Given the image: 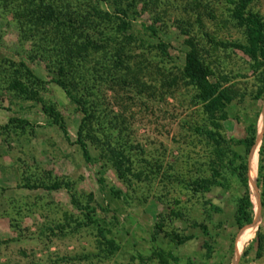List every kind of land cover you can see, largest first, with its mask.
I'll list each match as a JSON object with an SVG mask.
<instances>
[{
	"label": "rangeland",
	"instance_id": "rangeland-1",
	"mask_svg": "<svg viewBox=\"0 0 264 264\" xmlns=\"http://www.w3.org/2000/svg\"><path fill=\"white\" fill-rule=\"evenodd\" d=\"M198 1V9L191 7V0H152L146 6L139 3L134 23L150 24L157 16L156 33L150 40L167 43L168 57H161L156 50L135 49L132 55L136 57L129 60L128 70H110L108 77L98 69L99 75L90 89L97 122L101 126L108 121L115 124L113 130L107 131L111 142L120 140L131 171L141 172L138 178L129 175L122 180L109 164L97 158L98 151L92 145L89 151L97 161L84 162L73 143L81 113L49 81L50 73L44 63L25 57L31 49V39L22 40L15 22L13 10L19 0H0V71L3 58H21L45 82L35 100L20 101L5 90V83L0 80V264H264L263 255L254 256L256 231L264 247V209L259 206L255 180L253 219L247 238H241L236 249L240 233L237 236L239 230L232 221L234 179L230 178L227 191L212 187L203 194L193 193L184 185L207 175L208 156L204 138L188 127L202 124L204 119L198 105L193 104V88L180 76L183 55L188 49L185 40L191 39L200 58L210 66L211 79L230 86L236 98L243 95L245 99L254 86L247 56L209 42L208 38L243 41L240 28L228 18L227 5L222 0ZM249 7L264 24V0H251ZM180 28L187 33H181ZM123 75L125 84L119 81ZM42 104L51 105L59 114L68 140L56 125L47 124ZM241 107L236 104L228 111V118L220 121L219 132L224 137L243 135L241 118L234 120L235 112L240 116ZM249 108L251 105L246 110ZM11 117L22 118L28 125L13 128L7 124ZM263 121L261 102L254 152ZM256 163L254 153L253 179ZM47 178L69 182L81 206L88 194L92 195L88 206L94 208V217L108 229L107 236L117 245L112 254L103 251L95 225L85 224L83 213L70 203L65 189L23 187L25 183ZM111 188L119 190V195H113ZM206 202L218 206L220 211L207 212ZM169 207L181 208L185 219H168ZM163 219L164 231L172 229L189 238L175 244L159 233L152 239L154 223ZM190 219L205 224L208 233L190 227ZM233 235L234 250L232 246L229 254ZM203 242L208 243V250ZM153 248L165 254V263L153 253ZM243 250L244 259L239 261Z\"/></svg>",
	"mask_w": 264,
	"mask_h": 264
},
{
	"label": "trees",
	"instance_id": "trees-1",
	"mask_svg": "<svg viewBox=\"0 0 264 264\" xmlns=\"http://www.w3.org/2000/svg\"><path fill=\"white\" fill-rule=\"evenodd\" d=\"M150 1L152 2V0H19L13 10L22 40L31 39V49L25 52V57L29 60L37 58L42 61L50 73L49 81L57 85L81 113L73 143L80 150L82 159L87 164L97 161L89 151V145H92L98 151L97 158L109 164L122 180H127L129 175L138 178L141 172L131 171L123 143L120 140L111 142L107 131L108 128L113 130L115 124L108 121L106 126H101L97 122L96 105L90 99V89L99 75L98 69L106 76L110 70L114 72L128 70L129 60L136 57L132 55L135 49L156 50L161 57H168L167 43L150 40L156 33L154 23L158 21V17H153L150 24L134 23L137 5L140 3L141 6H146ZM222 1L227 5L228 18L234 26L240 28L243 41L208 38L209 42L221 48L236 49L247 56L251 61L254 86L245 95V99L243 95L236 98L237 94L230 86H223L219 80L211 79L210 66L200 58L191 39L188 37L185 40L188 49L183 55L180 76L193 88V104L198 105L204 119L202 124H191L188 127L204 138L208 146V156L207 175L195 177L184 185L193 193L203 194L212 187L227 191L231 187L230 178L234 179L236 192L233 193L231 200L232 221L236 231L239 230L237 236L240 233L236 249L241 238L242 240L247 238L249 231L247 229L253 219L251 202L254 180L259 206L264 209V121L257 152H254L256 122L260 113V103L264 104V24L260 15L250 9L251 0ZM190 5L198 9L201 3L198 0H191ZM141 10L140 7L139 11ZM195 20L200 24L198 17ZM180 31L187 33L182 28ZM2 62L4 65L0 80L5 83V90L10 91L17 100H35L38 97V90L45 82L36 77L21 58L17 61L3 58ZM133 77L130 79H134ZM119 81L125 84L126 77L123 75ZM236 104L242 105L240 116L235 112L234 120L238 122L241 118L244 125L243 135L237 138L224 137L219 132L220 121L228 118V111L234 109ZM248 105H251V108L246 110ZM41 110L47 124L56 125L63 137L68 140L66 127L53 107L42 104ZM7 124L13 128L23 129L28 122L19 117H11ZM253 152L257 154L255 179ZM166 176L169 177V174ZM97 181L100 182L101 179L97 178ZM23 187L65 189L69 193L70 203L83 213L85 224L95 225L97 241L104 246L103 251L112 254L117 249L114 240L107 236L108 229L94 217V208L88 206L92 201L91 194H88L86 203L81 206L67 181L47 178L32 184L25 183ZM110 192L115 196L119 195L117 189L111 188ZM206 203L207 212L220 211L218 206ZM166 215L171 221L185 219L179 207H169ZM163 221L164 219L154 223L152 239L159 233H164L175 244L189 238L172 229L164 231ZM188 223L190 227L200 229L203 234L208 233L205 224L195 219H190ZM258 235L256 231L255 257L264 256V247ZM233 240L234 235L230 238L229 254L232 246L234 250ZM203 247L208 250V243L203 242ZM245 250L242 251L239 261H243ZM153 253L161 262H166L162 251L154 249Z\"/></svg>",
	"mask_w": 264,
	"mask_h": 264
}]
</instances>
